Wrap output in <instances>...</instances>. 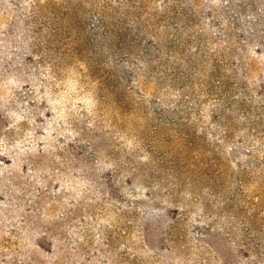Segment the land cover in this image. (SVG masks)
Wrapping results in <instances>:
<instances>
[{
	"label": "rangeland",
	"instance_id": "1",
	"mask_svg": "<svg viewBox=\"0 0 264 264\" xmlns=\"http://www.w3.org/2000/svg\"><path fill=\"white\" fill-rule=\"evenodd\" d=\"M0 264H264V0H0Z\"/></svg>",
	"mask_w": 264,
	"mask_h": 264
}]
</instances>
